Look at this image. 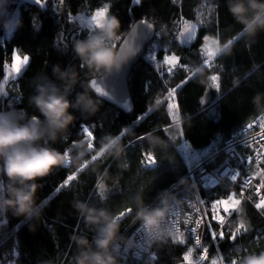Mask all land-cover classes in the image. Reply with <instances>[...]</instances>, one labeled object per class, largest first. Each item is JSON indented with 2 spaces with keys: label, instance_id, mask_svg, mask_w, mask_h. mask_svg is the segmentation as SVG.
<instances>
[{
  "label": "trees",
  "instance_id": "16d2710c",
  "mask_svg": "<svg viewBox=\"0 0 264 264\" xmlns=\"http://www.w3.org/2000/svg\"><path fill=\"white\" fill-rule=\"evenodd\" d=\"M104 4L109 5L106 15L115 14L121 21V39L116 43L117 48L135 20L147 18L157 25L155 37L129 75L132 102L128 110L102 99L92 90L90 80L93 76L86 67L81 68L73 51L74 41L83 39L89 32L87 28H80L76 18ZM8 7L9 11L19 8L23 25L9 38L1 36L4 28L2 24L0 26V41H3L0 44V82L6 66L13 61L14 51L22 56L28 55L30 60L21 73L9 81L7 96L0 97V111L14 109L25 119L39 116L29 103L37 78L46 75L55 80L52 75L54 64L61 67L72 65L79 81L89 86L90 94L98 101V111L90 117L81 116L77 111L74 125L70 126L63 140L53 146L61 151L72 148L73 141L83 138V123L95 134L93 144L96 148L106 134L115 136L124 131L120 138L125 145L123 159L128 168L121 169L114 158L104 156L83 171L78 172L80 168L69 165L42 178L39 183L43 187L37 196L38 202L44 199L46 206L40 221H26L10 212L3 213L6 228L0 230V264L9 261L14 264H75L76 245L70 239L71 235L86 234L91 239L92 233L83 220L78 219L72 207L74 200L86 199L98 207L108 208L116 216L131 208L130 213L120 218L122 233L135 219L136 205L132 198L137 193L143 194L146 203L158 202L162 191L185 177L190 167L187 155L181 152L185 142L189 148L197 149L204 160L249 120L264 117V112L257 110L252 102L256 93H264V32L249 45L241 34L243 26L228 12L225 0H141L139 4L134 0H64L63 4L59 0H47L44 7L31 0H11ZM189 21L196 25V36L190 43L182 44L179 33L183 24ZM73 32L77 34L73 36ZM205 37L216 41V47L232 40L231 54L219 53L211 60V66L204 64L207 58L202 51L207 41ZM152 47L156 54L154 61L146 58ZM168 53L180 58L171 72L169 64L163 62ZM199 66L203 67V73L193 75ZM213 75L218 76V81H211ZM185 80L187 83H182ZM134 81H139L137 88L144 91L142 97H136ZM215 83L219 84L218 91ZM177 85L183 89L176 95L180 107L185 106L184 93L191 101H197L202 109L201 114L179 118L178 124L170 114L175 113V109H169L170 99L167 98L171 88ZM83 90L81 83H77L70 98L74 99L76 92ZM138 116L144 118L133 127ZM128 128L133 129L135 135L129 134ZM149 132L165 141L166 146L153 148L144 135ZM141 136L144 139L138 140ZM149 152L156 157V167H145L142 163L144 153ZM223 156L220 154L216 160H211L210 166L216 165ZM73 173H76L75 179L61 187L67 176ZM195 174L202 179L200 174ZM101 184L103 198L100 197ZM57 187H61L59 192L55 191ZM199 188L206 209L210 198L225 194L221 187L206 190L200 185ZM241 205L228 230L235 232L241 222L247 230L241 229L235 240L225 234L212 248V251L215 248L219 251L223 264H231L246 252L264 250V213L247 201ZM30 223L36 224L35 230L30 229ZM183 249L172 239L154 245L161 261L176 260L183 255ZM211 255L212 252L203 264H211Z\"/></svg>",
  "mask_w": 264,
  "mask_h": 264
},
{
  "label": "clouds",
  "instance_id": "9594fccd",
  "mask_svg": "<svg viewBox=\"0 0 264 264\" xmlns=\"http://www.w3.org/2000/svg\"><path fill=\"white\" fill-rule=\"evenodd\" d=\"M11 0H0V24L6 32H14L22 27V18L18 10L9 11ZM227 10L233 19L242 25L241 34L248 44L256 42L259 33L264 32V0H225ZM121 39V21L115 14L105 15L95 30L89 31L83 39L73 43L75 57L81 68H87L92 76L111 75L118 71L131 58V52L117 48ZM227 47L219 46V52L231 54ZM197 73H203L202 66ZM55 80L46 75L38 77L34 94L29 103L39 116L23 118L16 110L0 111V212L23 217L26 221H40L46 206L45 200L38 202V190L43 187L39 181L49 176L54 170L74 165L77 168L93 164V157L110 156L117 161V167L127 169L123 159L125 145L119 135L106 134L100 140L99 148L90 143L87 137L72 142V148L59 150L53 145L63 140L70 126L77 120L76 112L90 117L98 111V101L90 94L89 86L79 81L75 67L60 64L52 66ZM59 81L60 83H57ZM77 83L83 91L76 92L70 98ZM252 102L257 110L264 112V93H256ZM41 117L43 119H41ZM126 131L135 135L133 129ZM150 145L166 146V142L153 133L144 134ZM74 149V152H73ZM86 157H90L87 158ZM253 176L264 177V171H253ZM180 184H189L187 177H181ZM136 205L135 219L140 222L143 231L142 241L135 239V234L125 237L120 229V219L108 208L96 206L88 200L76 199L72 202L78 219H82L92 238L88 235L73 233L70 239L76 245L75 264H120L121 245L134 249L143 245L150 249L152 245L175 240L177 228L169 222V215L179 210L183 201L167 189L159 194L157 203H146L142 193L133 198ZM131 209V208H129ZM31 230L36 224L30 223ZM235 264H264V250L249 251L235 260Z\"/></svg>",
  "mask_w": 264,
  "mask_h": 264
},
{
  "label": "built area",
  "instance_id": "2783aa9c",
  "mask_svg": "<svg viewBox=\"0 0 264 264\" xmlns=\"http://www.w3.org/2000/svg\"><path fill=\"white\" fill-rule=\"evenodd\" d=\"M261 118L262 117L251 119L247 124L252 123L253 121L258 119L260 120V124H264V119ZM247 124L243 125L237 133H234L231 136L227 137L223 144L220 147L216 148L211 155L206 157V159L199 161L197 164H195L194 167H189V170L186 173L185 177L190 178L189 184H192V182L194 181L195 187H187L180 184L178 181L174 183V185H179V189H174V187L168 189V191L174 194L177 199L183 201L182 206H180L178 210L179 216L172 217L173 220H178L179 232L177 236L183 234V237L186 239V243H179L184 248L183 255L181 257H178L174 261H161L158 252L154 250V244L150 249H147V253H143L142 257L137 258L135 257V253L139 251L137 247L134 249H128V251L125 252V247L121 245L120 264H146L147 256L149 254H155L156 260L154 264H196L197 261H199V264H203V262H205L207 257L212 252V248L214 245H216L219 238L217 237L216 241L212 240V237L209 234L208 223L211 222L212 230H214L215 232L219 233L221 231L220 224L212 220L213 215L223 216L225 218L223 231L226 234L228 231V225L231 219L235 217V215L240 210L242 202L247 201L254 207L256 203L260 202L261 197H264V185L261 184L260 177L253 176L251 173L253 171H264V156H258V153L256 151V149L259 147L257 140L258 133L261 131V129L259 126L254 125V127L249 130V132L247 133V139L252 147L246 148L244 146L245 134L242 130L246 127ZM82 125L87 124L83 123ZM90 130L92 129L90 128ZM260 143H264V141H260ZM186 150L187 149L181 147V152L183 153V155L187 153ZM220 154L224 155L223 158L217 161L216 165L210 166V161L216 160L217 156ZM152 155L154 154L152 153ZM243 156H252L258 158H254L251 165L246 168V165L243 162ZM235 169H239L240 172V177L237 179V181L232 182L229 177L223 176L225 172H231ZM196 172L201 175L202 179L198 178V176L195 174ZM218 178H220V184L211 186L209 181ZM249 178H251V184L246 189L242 188L244 180ZM200 185L206 190L218 189V187H221L225 190V194L210 198L208 201V209H206L205 204H200L199 200H197V197H200L204 200L203 196L200 193ZM257 191H259V195H257ZM230 195L232 196V200L228 201L227 205H220L217 209H213L212 204L215 201L228 200V197ZM236 201H239V203L237 204ZM153 203H157V200L153 201ZM225 208H228V212H230L231 215H228V213L225 212ZM196 209H199V212H197ZM255 209L261 213H264V209H257L256 207ZM174 211L177 210L174 209ZM199 219H204V223L196 233V235L200 236L202 242L201 246L197 247L194 244L193 234L187 232L186 227H194L195 222ZM188 220H190L191 223L187 224L186 226L185 222ZM122 234L125 237L135 234V239L137 241H142L143 231L140 229V222L134 219L131 224L122 231ZM170 239L171 238H169V240ZM205 248H207L206 254L204 252ZM189 249H191L192 251L191 255H189V258L186 261L184 259V256L189 254ZM205 255L206 259L200 261L199 258Z\"/></svg>",
  "mask_w": 264,
  "mask_h": 264
},
{
  "label": "snow or ice",
  "instance_id": "6c2138e0",
  "mask_svg": "<svg viewBox=\"0 0 264 264\" xmlns=\"http://www.w3.org/2000/svg\"><path fill=\"white\" fill-rule=\"evenodd\" d=\"M59 2L61 4H63L64 0H59ZM141 2V0H134V3L139 4ZM35 3L37 5H40L42 7L46 6L47 0H35ZM108 8L109 5L108 4H104L103 7L99 8L92 16L90 19H85L84 16H79L76 19L79 20V25L80 28H87L89 31L95 30V28L100 24V22L102 21L103 17L107 14L108 12ZM71 18V15H70ZM141 25H144L148 30H152V26L150 24H147L144 21H141ZM10 33V32H9ZM73 36H75L77 33L73 32L71 33ZM135 35V34H134ZM196 36V26L195 25H191V24H185L183 30L179 33V37H180V41L182 44L184 43H190L191 41H193L195 39ZM205 40H207V37H205ZM3 41H0V44H2ZM217 43L216 41H213V44ZM233 41L229 40L226 44H224L225 47H227L229 44H232ZM122 50H128L131 51L133 53L139 51V46L137 45L135 48L132 47L131 45V40H128L125 42V44L122 46L121 48ZM165 51H167L165 49ZM203 54L204 56H206L207 58L203 61L204 64H209V61H211L215 56H217L220 52H219V47H216L214 51L209 50L207 44L205 45V47L203 48ZM13 57H14V61H17L13 64L12 69L10 71V76L11 79H15L16 76L21 73V71L23 70V68L29 63L30 57L28 55H24L23 59L20 60L19 55L14 51L13 53ZM148 60L150 61H154L155 60V49L150 52V54L146 57ZM179 57L172 55V56H167L165 55L164 57V63L165 64H172V67L169 68V72L172 71V68H174L176 65L173 62H178L179 61ZM211 66V65H209ZM196 70L194 71L193 75H195ZM162 74V73H161ZM8 79L9 77H5L3 83L7 84L8 83ZM211 81L216 82L218 81V76L213 75L211 76ZM98 81L97 80H93L91 82L92 87L95 89V91L97 93H101L104 96H108L109 95V91L108 90H103L101 87L98 86ZM182 83H187V80L183 81ZM215 88L217 89V91L219 90V84L215 83L214 84ZM181 87V85H177L176 88L171 89V91L169 92V97H173L174 98V94L177 91V89ZM7 96V92L4 91L3 85L0 84V97H4ZM157 103H160V101H157ZM125 107H128L127 104L125 105ZM170 110H173L176 108V106L172 103H170L168 105ZM149 111H151L149 109ZM170 114H172L173 119L175 120V122L178 124L179 120L178 117L175 115L174 112H171ZM145 115H147V113H145ZM143 116H138L137 120L134 122L133 127L137 126L141 120L143 119ZM261 119H264V117H262ZM254 125L259 126L261 131L258 133V140L257 143L259 145V147L256 149L258 156H264V143H260V141H264V124H260V120H255L252 123H249L246 125V127L242 130L243 133L245 134V139H244V146L247 147H252V145L249 143L248 139H247V133L249 132V130H251ZM81 134L83 135V137H87L90 141V143L93 144V140H94V134L93 131L90 130L89 126L87 125H82L81 126ZM125 133L124 131H122L119 135V137L123 136ZM183 136V133H181V137ZM144 137H138V140H143ZM175 139V138H173ZM183 148L187 149L188 145L187 142H185L182 145ZM99 157H93L94 160H97ZM254 158H258V157H252V156H243V162L246 165V168H248L251 163L252 160ZM142 163H144L145 167H156L157 166V160L155 158L154 155H152L151 152L146 153L144 156V160L142 161ZM259 163V160H258ZM82 166L80 169H78L79 171H83V169L86 167ZM223 176L229 177V179L232 182L237 181V179L240 177V172L239 169H235L231 172H225ZM76 177V173H73L72 175L67 176V178L64 180L63 182V186H67L69 184L70 181H73ZM261 178V184L264 185V177H260ZM220 178L218 179H212L209 181L211 186H215L217 184H220ZM251 184V178L249 179H245L244 183L242 184V188H247L249 185ZM61 187H57L56 188V192H59L61 190ZM174 189H179V185H174L173 186ZM100 188V197L103 198L104 195V187L103 185H99ZM234 195V194H233ZM257 195H259V191H257ZM197 200H199L200 204H204V200L201 199L200 197H197ZM232 200V196L230 195L228 197V200H217L212 204L213 209H217L220 205H227L228 201ZM236 203L238 204L239 201H236ZM255 207L257 209H264V197H261V200L259 203L255 204ZM226 213H228V215H231L230 212H228V208L224 209ZM197 212H199V209H196ZM131 209H127L126 211H122L119 213V216H117L118 219L124 217L126 214L130 213ZM178 217L179 216V212L178 211H173L172 213H170L169 215V222L172 223L176 228L177 231L179 232V227H178V220H173L172 217ZM212 220L216 221L218 224H220L221 226V231L219 233L215 232L214 230H212V226H211V222L208 223V229H209V234L212 237L213 241H216L217 237H219V239H223L224 238V231H223V226H224V221L225 218L223 216H218V215H213ZM5 223V221L0 218V226H2ZM186 226L187 224H190L191 221L188 220L185 222ZM204 223V219H199L195 222V226L194 227H186L187 232L192 233L193 237H194V244L195 246L199 247L201 246V238L199 235H196L197 230L203 225ZM241 229L247 230L245 228V225L243 222L240 223V225L236 228L235 232L231 233L230 235V239L235 240L236 236L240 233ZM174 242H178L181 244L186 243V239L183 237V234H181L180 236H177L176 240ZM137 248L139 249V251H137L135 253V257L140 258L142 257L143 253H147V249L143 246V245H138ZM125 252L128 251V249H124ZM191 249H189V254L184 256V259L187 261L189 258V255H191ZM205 254L207 253V248L204 249ZM206 259V255L205 256H201L199 258L200 261ZM156 260V256L155 254H149L147 256V260H146V264H154ZM220 260V264H223V257H219ZM196 264H199V261L196 262ZM211 264H217V260L213 259ZM231 264H235V260L231 261Z\"/></svg>",
  "mask_w": 264,
  "mask_h": 264
},
{
  "label": "water",
  "instance_id": "95a60500",
  "mask_svg": "<svg viewBox=\"0 0 264 264\" xmlns=\"http://www.w3.org/2000/svg\"><path fill=\"white\" fill-rule=\"evenodd\" d=\"M141 21L150 24L152 26V30L150 31L144 25H141ZM156 29L157 25L147 18L135 20L134 24L129 28L123 39L120 41L118 48H122L126 41L131 40L132 47L135 48L138 45L139 51L135 53L130 51V60L123 64L121 68L113 74L93 76L90 80V87L92 90L95 91L91 85V82L93 80H97L99 82V87H101L103 90L109 91L108 96H104L101 93H97L95 91L102 99L108 100L114 104L116 103L121 109L128 110L132 102L131 89L129 88V75L136 62L141 56L144 55L151 40L155 37ZM126 104L128 107H125Z\"/></svg>",
  "mask_w": 264,
  "mask_h": 264
},
{
  "label": "rangeland",
  "instance_id": "374dc122",
  "mask_svg": "<svg viewBox=\"0 0 264 264\" xmlns=\"http://www.w3.org/2000/svg\"><path fill=\"white\" fill-rule=\"evenodd\" d=\"M100 8H101V7H100ZM98 9H99V8H98ZM98 9H96V10H89V11H87V12H84V13H82V14H79L78 17H79V16H84L85 19H90L91 16H92V15H93ZM15 10H18V12H17V14H18V13H19V8H16ZM15 10H13V11H15ZM185 24H186V23L183 24V26H182V28H181V31L183 30ZM187 24L194 25V23H193V22H190V21H189ZM195 26H196V25H195ZM12 34H13V32H10V33H9V32H6V31L4 30V32L2 33L1 36H4V37L9 38V37L12 36ZM179 39H180V37H179ZM213 41H214V40H211V39L209 38V39H207V41L205 42V45L207 44L209 50H212V51H214L215 48H216V46L213 44ZM153 50H154V47H152V48L150 49V52H152ZM16 53L19 55L20 60H22V59H23V56L20 55L18 52H16ZM148 54H150V53H148ZM155 55H156V54H155ZM166 55H167V56H172V55H175V54L168 53V54H166ZM175 56H176V55H175ZM15 62H17V61H14V57H13V61H12L11 63H9V64L6 66V68H5L6 73H5L4 78H5V77H9V79H8V83H7V84H4V83H3L4 78H3V79L1 80V82H0V84L3 85V88H4V91H5V92H8V91H7V87H8L9 81L11 80L10 71H11L12 66H13V64H14ZM210 62H211V61H209V64H210ZM173 63H175V65L177 66V62H173ZM209 64H208V65H209ZM169 66L172 67V64H169ZM176 66H175L174 68H176ZM174 68H172V69H174ZM138 82H139V81H138ZM138 82H137V81H136V82L134 81L135 95H136V97H137V96L142 97V96L144 95V91H143V90H139V89L137 88ZM174 88H176V87H174ZM171 89H173V88H171ZM170 91H171V90H170ZM180 92H183V89H182L181 87H179V88L177 89V91L175 92V94H174V98H173V97H169V94H168V96H167V98L170 99V103H172V104H174V105L176 106V108H175V115L178 117V119H179V118H182V117H193V115L201 114V113H202V109H201V107H200V104H199L197 101H194V100L191 101L188 97H186V95H184V93H183V97L185 98V106L180 107V105H179V103H178V101H177V99H176V98H177L176 95H177L178 93H180ZM247 123H248V122H247ZM247 123H246V124H247ZM244 125H245V124H244ZM241 128H242V127H241ZM237 132H238V131H237ZM237 132H236V133H237ZM186 152H187L186 155H187L188 162L190 163V167L195 166V164H197L198 161L201 160V155L199 154V151H198L197 149H195V148L193 149L192 147H191V148L188 147L187 150H186ZM0 218H2V219L5 221V223H4L2 226H0V230H4V229L6 228V219H5V217H4V215H3L2 212H0ZM231 231H232V230H231ZM231 231L228 230L226 234L231 235V233H230ZM219 257H220L219 251L216 250V248L213 249V251H212V255H211V261H212L213 259H216V260H217V264H220ZM1 264H2V263H1ZM5 264H14V261H9V262H7V263H5Z\"/></svg>",
  "mask_w": 264,
  "mask_h": 264
},
{
  "label": "crops",
  "instance_id": "0c3cea01",
  "mask_svg": "<svg viewBox=\"0 0 264 264\" xmlns=\"http://www.w3.org/2000/svg\"><path fill=\"white\" fill-rule=\"evenodd\" d=\"M31 1H35V0H31Z\"/></svg>",
  "mask_w": 264,
  "mask_h": 264
}]
</instances>
